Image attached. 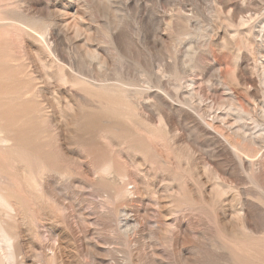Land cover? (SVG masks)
Returning <instances> with one entry per match:
<instances>
[{
	"label": "rangeland",
	"instance_id": "374dc122",
	"mask_svg": "<svg viewBox=\"0 0 264 264\" xmlns=\"http://www.w3.org/2000/svg\"><path fill=\"white\" fill-rule=\"evenodd\" d=\"M54 11L94 29L108 82L151 90L104 91L11 23ZM261 28L264 0H0V264H264V138L246 169L213 133L264 137Z\"/></svg>",
	"mask_w": 264,
	"mask_h": 264
},
{
	"label": "bare ground",
	"instance_id": "6f19581e",
	"mask_svg": "<svg viewBox=\"0 0 264 264\" xmlns=\"http://www.w3.org/2000/svg\"><path fill=\"white\" fill-rule=\"evenodd\" d=\"M214 1V0H213ZM232 1V0H231ZM249 1V0H248ZM210 2V1H209ZM223 2V1H222ZM100 3V2H99ZM118 3V2H117ZM213 3V2H212ZM216 3V2H214ZM245 3V2H244ZM144 4V1L141 2V6ZM205 4V3H204ZM234 4V3H233ZM231 5V4H230ZM229 5V6H230ZM112 6V5H111ZM220 6V5H219ZM228 6V7H229ZM217 7V6H216ZM222 7V6H221ZM220 7V8H221ZM235 7V6H234ZM218 8V9H220ZM223 8V7H222ZM188 9V8H187ZM229 9V8H228ZM232 9V8H231ZM236 9V8H235ZM234 9V10H235ZM103 10V9H102ZM215 10V9H214ZM222 10V9H221ZM226 10V9H224ZM238 10V9H237ZM179 15L178 18L182 16V9L179 8ZM236 11V10H235ZM257 11V10H256ZM259 11V10H258ZM143 12V11H142ZM159 12V11H158ZM255 12V11H254ZM260 12V11H259ZM224 13V12H223ZM227 13V11H226ZM231 13V12H230ZM235 14H237V12H234ZM258 13V12H257ZM256 13V14H257ZM254 14V15H256ZM70 15V16H69ZM230 15V14H229ZM239 15V14H237ZM84 16V15H83ZM226 16V15H225ZM241 16V15H240ZM251 16V15H250ZM18 17V16H17ZM139 17V16H138ZM190 17V16H189ZM90 18V17H89ZM177 18V16H176ZM187 18V17H186ZM224 18V17H223ZM232 18V16H231ZM83 19V18H82ZM236 19V18H235ZM248 19V18H247ZM260 19V18H259ZM84 20V19H83ZM141 20L144 22L145 21V17L144 15L141 16ZM193 20V19H192ZM222 20V19H221ZM229 20V19H228ZM238 20V19H237ZM248 20H252V19H248ZM189 23L191 22L190 20H188ZM17 22L18 24H21L23 26L24 29L27 30H31L36 36H38L42 42L44 43L45 46H47L49 48V50L57 57L58 60H62L63 62H68L71 65H74L76 63L75 62L77 56L74 53V57L72 56L70 49H72L74 46L79 48V57H81V62L83 63V66L85 65H89V63H91V61H97V71L100 74V78L97 80H93L89 79V78H85L82 77V75H80L81 78H83L82 80L90 82L94 85H97L100 89L107 91L109 93H115L117 95H121L125 98H129L134 94L137 93H145V92H149L151 90V87L148 86V84H144L141 83L140 80L138 81H131V82H119V83H112L111 81L108 82V79L105 78V76L103 75V73L105 72V69L108 67V56H104L103 54H101L97 49H92V47H90L89 43H92V41H94L95 39V33H93L94 29H91L90 27H86L84 26V24L80 21V18L78 17V15H71L68 12L65 13L64 11H54L52 12V14H50L46 19H30L29 21H23L21 20L19 17L16 18H12L11 23ZM234 22V21H232ZM240 24L242 25L243 22H245L244 18L241 17L240 19ZM174 23V21H173ZM255 23V22H254ZM104 24V23H103ZM90 25V24H89ZM167 25V24H166ZM230 25V24H229ZM246 25V24H245ZM251 25V24H250ZM91 26V25H90ZM153 26V25H152ZM175 26V24H174ZM173 26V27H174ZM260 26V25H259ZM141 27V26H140ZM243 27V26H242ZM91 29V31H90ZM241 29V28H240ZM259 30V29H257ZM261 31H264V28ZM134 32V30H133ZM255 32V31H254ZM259 32V31H258ZM157 33V32H156ZM261 34V32H260ZM264 34V33H263ZM105 38H107L109 40L108 43L111 44L112 48L117 52L118 56L122 55L121 50H120V39L119 36L117 35L116 32L114 31H107L104 33ZM145 38H147V44H149V40H148V35H144ZM152 36V35H151ZM259 36V35H258ZM83 37L85 42L83 44H77V40ZM256 37V36H255ZM260 37V36H259ZM104 38V37H103ZM102 38V39H103ZM154 38V37H153ZM155 40V39H154ZM161 40V39H160ZM144 41H146L144 39ZM257 41V40H256ZM185 42V41H184ZM258 42V41H257ZM263 42V41H262ZM100 43V42H99ZM98 44V43H97ZM109 44V45H110ZM146 44V43H145ZM264 45V43H263ZM260 46V45H259ZM97 48V47H96ZM156 48V47H155ZM111 50V49H110ZM152 50V49H151ZM156 50V49H155ZM264 50V49H263ZM129 52V51H128ZM127 52V53H128ZM137 52V51H136ZM135 52V53H136ZM110 53V52H109ZM130 54V53H129ZM259 54V53H258ZM124 56V55H123ZM114 57V56H113ZM264 57V56H263ZM262 57V58H263ZM75 60H74V59ZM264 62V61H263ZM125 63V62H124ZM78 65V64H77ZM262 65V64H261ZM165 66V65H164ZM264 66V65H263ZM260 67L259 66V82L261 84V88L260 90L263 93L264 96V67ZM78 67V66H76ZM258 67V66H256ZM195 69V68H194ZM208 69V68H207ZM257 69V68H256ZM82 70V69H81ZM85 70V69H84ZM257 71V70H256ZM77 72V71H76ZM207 72V71H206ZM252 72V71H251ZM150 73V72H149ZM186 73V72H185ZM221 73V72H220ZM173 74V73H172ZM212 74V73H211ZM67 75V74H66ZM143 75V74H142ZM91 76V75H90ZM121 76V75H120ZM214 76V75H213ZM220 74L218 75V78ZM104 77V78H101ZM217 77V76H215ZM223 77V76H222ZM121 78V77H120ZM203 78V77H202ZM250 78V77H249ZM255 78V77H254ZM164 77L163 75H158V80L159 83H161L163 81ZM206 80V79H205ZM220 80V79H219ZM248 81V80H247ZM256 81L258 82V79L254 80L251 79L249 80L250 84L255 85ZM188 86L193 85V80L191 81H187ZM213 83V81H212ZM223 83V82H222ZM198 84V83H197ZM204 85V84H202ZM228 86V85H227ZM230 86V85H229ZM237 86V85H236ZM241 90V89H240ZM256 90V89H255ZM160 91V90H159ZM163 91V90H162ZM186 93H188L189 95H191V90L186 91ZM230 93V92H229ZM228 95V94H227ZM240 94H238L239 97ZM242 95V94H241ZM158 96V95H157ZM201 96V95H200ZM248 96V95H247ZM257 96V95H256ZM155 97V96H154ZM203 97V96H202ZM157 98V97H156ZM228 98V97H227ZM236 98V97H235ZM246 98V96H245ZM211 99V98H210ZM238 100V98H236ZM256 99V98H255ZM184 100L185 103L187 104H194L193 100L188 97V96H184ZM224 100V99H223ZM241 100V99H240ZM244 100V99H243ZM260 100V99H259ZM131 101V100H130ZM197 101V100H196ZM247 101V100H246ZM256 101V100H255ZM242 102V101H241ZM245 102V101H244ZM226 103V102H225ZM240 103V102H239ZM260 103V102H259ZM128 104V103H127ZM245 104V103H244ZM157 105V104H156ZM230 105V104H229ZM248 105V104H247ZM262 105V104H261ZM215 106V105H214ZM161 107V106H160ZM207 107V106H206ZM241 107V106H240ZM262 107V106H261ZM238 108V107H237ZM223 109V108H222ZM231 109V108H230ZM240 110V109H239ZM242 110L246 113L247 108H245L242 104ZM238 111V110H237ZM215 112V111H214ZM213 112V113H214ZM201 113V112H200ZM218 113V112H217ZM207 114V113H206ZM210 114V113H209ZM198 115V114H197ZM223 115V114H222ZM257 115V114H256ZM237 116V115H236ZM212 117V116H211ZM222 117V116H221ZM227 117V116H226ZM231 117V116H230ZM256 118V116H255ZM221 119V118H220ZM215 120V119H214ZM226 120V119H225ZM240 120V119H239ZM208 121V120H207ZM238 121V120H237ZM247 121V120H246ZM249 121V120H248ZM162 122V121H161ZM209 122V121H208ZM216 122V121H215ZM219 122V121H218ZM244 122V120H243ZM206 123V122H205ZM214 123V122H213ZM230 122H228L229 124ZM264 123V122H262ZM248 124V123H247ZM246 124V126H247ZM208 125V124H206ZM263 125V124H262ZM229 126V125H228ZM209 127V126H208ZM219 127V125H218ZM199 128V127H198ZM205 128V127H204ZM212 128V127H211ZM220 129V128H219ZM229 129H231L232 134L237 138V141L235 143L231 142L227 136H224L222 134H220L218 131L214 130L213 133L215 134V138H218L219 141H221L223 143V146L225 149L228 150V152L231 154L232 158L235 157L237 159V162L239 164L240 167L242 168H248V166L252 165L253 166V161H251L250 158H248L247 155H250V150L254 149L255 151L258 149H262L263 145L261 143V141L263 140V136H261L260 134H256L249 132V130L245 127V124L242 125H236V127L234 126H230ZM228 129V130H229ZM208 130V129H206ZM218 130V129H217ZM218 132V133H217ZM212 136V135H211ZM218 142V141H217ZM241 144H244L247 146V149H242V147L240 146ZM264 144V143H263ZM249 147V149H248ZM245 153L247 155H245ZM254 154V153H253ZM230 156V155H229ZM233 160H235L233 158ZM228 162V161H227ZM230 162V161H229ZM222 163V162H221ZM226 165V164H225ZM228 166V165H227ZM231 166V165H230ZM238 166V165H237ZM223 167V166H222ZM233 167V166H232ZM263 167V166H262ZM226 168V167H225ZM238 168V167H236ZM258 168V167H257ZM219 169V168H218ZM231 169V168H230ZM221 170V169H220ZM239 170V168L237 169ZM236 170V171H237ZM253 170V169H252ZM226 171V170H225ZM263 171V169H262ZM249 172V170H248ZM219 173V172H218ZM217 173V174H218ZM223 173V172H221ZM227 173V172H226ZM250 173V172H249ZM258 173V172H257ZM228 174V173H227ZM244 174V173H243ZM255 174V173H254ZM230 175V174H229ZM260 176V175H259ZM261 177V176H260ZM218 179V178H217ZM225 180V179H224ZM263 185V184H262ZM236 187V186H235ZM228 188V187H227ZM246 189V188H245ZM252 189V188H251ZM256 192V191H255ZM258 193V192H257ZM262 196V195H261ZM263 203V202H262ZM259 208V207H258ZM250 214V213H249ZM129 219V218H128ZM0 242L2 243H6V244H10L11 242V237L9 236V234H7V232H5V230L3 228H0ZM11 245V244H10ZM13 254L14 252L12 250L8 251L6 253V259L7 260H11L13 258Z\"/></svg>",
	"mask_w": 264,
	"mask_h": 264
}]
</instances>
